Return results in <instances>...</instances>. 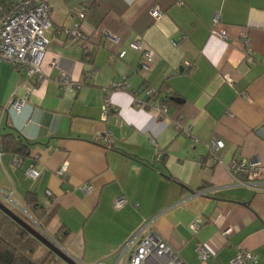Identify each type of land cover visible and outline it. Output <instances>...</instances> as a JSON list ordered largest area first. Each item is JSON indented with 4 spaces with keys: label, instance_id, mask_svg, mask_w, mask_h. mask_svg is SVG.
<instances>
[{
    "label": "crops",
    "instance_id": "obj_1",
    "mask_svg": "<svg viewBox=\"0 0 264 264\" xmlns=\"http://www.w3.org/2000/svg\"><path fill=\"white\" fill-rule=\"evenodd\" d=\"M46 2L43 81L0 64V135L19 136L30 151L22 166L0 151V200L11 194L26 213L31 193L52 209L43 233L52 240L67 232L60 248L79 264H119L124 243L149 220L185 264H230L238 248L264 264V193L237 185L228 173L233 161L255 159L264 183V0ZM81 6L88 8L89 61L60 33ZM212 30H223L226 39ZM136 37L152 52L149 70L131 47ZM61 73L79 89L62 93L55 82ZM119 82L126 91H108ZM147 87L160 91L159 99L169 92L164 118L136 106L137 99L147 101ZM107 91L111 109L102 120ZM30 166L39 173L34 181L24 176ZM118 197L127 204L115 210ZM197 245L211 258L199 260Z\"/></svg>",
    "mask_w": 264,
    "mask_h": 264
},
{
    "label": "built area",
    "instance_id": "obj_2",
    "mask_svg": "<svg viewBox=\"0 0 264 264\" xmlns=\"http://www.w3.org/2000/svg\"><path fill=\"white\" fill-rule=\"evenodd\" d=\"M99 1V0H96ZM88 8L81 6L76 9L75 23L68 28H62L60 33L68 38L73 45L81 50L83 54H90L88 35L83 29V23ZM50 8L46 0H0V64L5 63L12 67L18 73L24 74L28 80L43 81L42 62L49 44L48 32L50 27ZM217 19L214 20V24ZM107 38L113 42L117 37L102 31ZM212 35L221 39H226L223 30H212ZM243 43L248 46L249 42L246 35H243ZM131 47L142 56L141 66L149 70L152 59V52L143 50L141 38L136 37ZM247 49V54H249ZM125 52L122 51L117 56L122 59ZM89 61V60H88ZM91 61V60H90ZM185 68H190L189 63H185ZM55 82L59 90L65 93L68 90H77L79 86L66 74L61 73L55 77ZM127 86L124 82L112 83L108 91H126ZM107 91L104 103L101 107L102 120H105L111 109L109 101V92ZM147 101L135 100L137 107L151 111L154 117L164 118L167 113V106L163 100L168 98L169 92L164 90L163 98L159 99L160 91L147 87L143 91ZM24 100L16 101L13 107L19 109ZM4 111V107L0 109ZM264 133V125L262 127ZM103 139L108 147L113 144L109 132L103 134ZM222 143L214 144L216 149L222 148ZM1 156V152H0ZM157 157L156 160H159ZM18 165V161H14ZM67 172L66 164L62 165L57 176L62 177ZM228 173L231 179L240 186L249 187L257 193H264V183L261 182L262 167L259 161L253 159L250 161H233L228 167ZM25 178L34 181L39 173L32 166L24 170ZM83 190L88 191L87 187ZM4 201L12 206H17L12 200L11 194L4 195ZM127 204L124 197L115 199L113 208L122 209ZM20 209V208H19ZM153 220L142 224L136 235L127 240L117 255V261L123 260L125 264H185L180 256L169 247L153 230ZM201 227V222L196 221L190 226L192 232H197ZM230 229L222 232V236L227 238ZM196 253L201 261L211 258V253L200 245L196 247ZM258 256L246 249L238 248L237 254L230 264H258Z\"/></svg>",
    "mask_w": 264,
    "mask_h": 264
},
{
    "label": "trees",
    "instance_id": "obj_3",
    "mask_svg": "<svg viewBox=\"0 0 264 264\" xmlns=\"http://www.w3.org/2000/svg\"><path fill=\"white\" fill-rule=\"evenodd\" d=\"M89 55H91V53L84 55L87 57V60ZM0 151L16 157L19 166H22L23 162L30 154L29 144L19 136L13 134L0 135ZM0 201L21 220L37 229V231L42 234L44 228L53 216V210L49 208L45 209L43 206L39 205L35 196L31 193H29L25 199L26 213L13 208L14 206L2 200ZM67 236V232H62L61 230L50 240L60 247ZM0 264L65 263L0 211Z\"/></svg>",
    "mask_w": 264,
    "mask_h": 264
},
{
    "label": "water",
    "instance_id": "obj_4",
    "mask_svg": "<svg viewBox=\"0 0 264 264\" xmlns=\"http://www.w3.org/2000/svg\"><path fill=\"white\" fill-rule=\"evenodd\" d=\"M171 100L177 101V99L172 98ZM0 211L4 213L7 217H9L13 222H15L18 226H20L23 230H25L28 234L34 237L37 241H39L43 246L49 249L54 255H56L63 263L65 264H79L73 259H71L59 246H57L53 241H51L48 237L37 231V229L31 227L29 224L21 220L18 216H16L9 208H7L0 201Z\"/></svg>",
    "mask_w": 264,
    "mask_h": 264
},
{
    "label": "rangeland",
    "instance_id": "obj_5",
    "mask_svg": "<svg viewBox=\"0 0 264 264\" xmlns=\"http://www.w3.org/2000/svg\"><path fill=\"white\" fill-rule=\"evenodd\" d=\"M13 208H15V209H18V210H20V211H22V212H25V211H24L23 209H21V208L19 209V208L15 207V206H14ZM43 234H44V233H43ZM122 263H123V260H122V261H120V263H119V264H122Z\"/></svg>",
    "mask_w": 264,
    "mask_h": 264
}]
</instances>
